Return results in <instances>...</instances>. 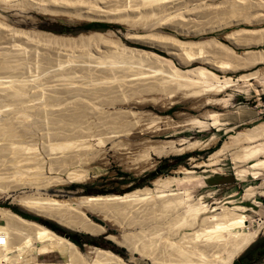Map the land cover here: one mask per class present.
I'll return each mask as SVG.
<instances>
[{
  "label": "bare ground",
  "instance_id": "1",
  "mask_svg": "<svg viewBox=\"0 0 264 264\" xmlns=\"http://www.w3.org/2000/svg\"><path fill=\"white\" fill-rule=\"evenodd\" d=\"M0 1L11 5L9 0ZM22 1L28 5L35 2L32 5L41 9L55 12L61 10L66 14L72 10L75 14L78 9L81 11L83 8L88 14L86 16L91 19L96 10L99 13H97L98 18L119 20L129 30L142 29L153 33L156 26L158 27L164 22L171 24V29L179 25H182L184 29V26H187L184 22H198L197 19H200L198 15H202L201 18L205 20L217 19L222 13L228 11L232 2L238 0H229L228 6L224 5L228 8L221 7L222 2L221 5L219 4L220 6H217L218 9L216 8L217 3L215 4L216 0ZM257 3H259L258 0L255 5ZM261 5L257 6L263 7V4ZM182 10H190V14L187 13V16L184 17L185 13L182 15ZM119 21L118 23H120ZM195 22L194 24H196ZM191 26L188 25L189 32H193L192 34L201 28L191 31V28H194L193 25ZM189 28L187 29L189 30ZM179 29L182 28L178 27L176 31ZM173 30L175 29L173 28ZM21 31L12 29L0 22V75L2 76L0 77V182H9L8 186L0 185V188L5 189V191L14 190L20 191V193L22 191L21 196H17L21 207L37 216L51 219L59 226H64L65 229L86 235L105 232L106 227L82 218L84 214L81 209L95 213L108 222L118 221L119 217H122L123 220L120 218V222H117L124 229L123 238L122 236L120 238L127 240L125 243L127 242L131 255L138 252L142 256H147L152 262L151 264H233L235 258L247 249L264 230V221H260L258 229L252 232L249 225L251 218L246 214L247 209L245 207L223 206V210L216 213L217 209L211 210V207L202 201L203 198L195 199L189 190L168 191L169 193H167L165 190L169 188L166 184L176 182V179L159 178L156 180L153 183L155 186L164 185V189L157 190V192L155 190L158 188H143L121 196L82 197L73 203L74 206L70 203L64 205L57 203L51 198L52 195L43 198V193L36 195L33 192L29 195L28 191L23 192V190L39 192V190L48 191L53 187L56 188L62 182V179L57 176L62 173L67 174L69 181L83 179L86 175L85 169H78L79 171H77V169L71 168L75 165L90 164L92 159L95 162L97 158L102 161L106 158L103 157L106 154L100 155V151H97L92 143L80 141L83 137L88 138L95 135L90 134L91 129V132L94 133L93 129L96 128L98 133L107 132V139L111 138V140L131 131L130 135L127 134L131 137L129 140L124 141L123 144L121 139L119 142L121 141L122 145L118 143V157L121 161L128 162L129 165H134L137 160L141 159L142 153V155L146 154L145 159L148 160L147 157L150 156V152L167 156L180 151L193 150L196 147L202 148L207 144L200 140L194 142L181 141L179 144L163 142L153 145L146 136L142 137L148 134L146 127L148 128L149 125L143 127L139 117L132 113V107L135 108L151 102L152 100L149 98L153 94L163 93L166 97L172 98L176 95H171L177 94V91H181L179 95L183 94V101L184 98L191 99L194 97L196 99L194 104L197 107H202L212 103L209 101H213L212 99L216 94L227 91L235 85L236 81L231 77L220 78L203 67L181 71L174 66L167 70L168 67L162 66L167 60L154 52L128 48L121 49V52L116 48L117 46L120 47V44L113 45L116 42H113L112 45L117 50L107 49L108 44H105L106 46L103 45L104 43L100 44L102 41L93 40L95 42H90L91 39L99 37L97 34H89L90 36L82 34L77 38H64L65 36L57 37L52 34V36L44 34L38 36L36 33L34 35ZM244 33L246 35L248 31ZM214 40H211L212 44L215 42L213 45L217 46L218 44V47H227ZM77 41L81 44L76 45ZM106 42L108 43V41ZM149 42L151 41L146 43ZM204 42L202 41V43ZM207 42L205 43L207 44ZM57 44L62 47L56 46ZM63 44L67 48H64ZM191 45L193 46V43ZM165 46L167 44L163 47L166 48ZM180 46L183 47L185 44H180ZM224 47L223 50H225ZM24 48H27L25 49L27 51L29 49L33 54L37 51L40 56L39 65L42 71L39 74L40 77L34 75L30 77L28 74L27 71L29 70L26 69L27 66L25 65L27 60H24L26 55H23ZM161 49H163L162 46ZM228 49L230 50V48ZM231 51L232 56H239L233 50ZM25 53L27 54L26 51ZM254 53L253 51L244 52L239 58L245 61L243 64H239V61L235 60L239 64L237 69L245 70L249 65L260 64L257 57L258 55L261 57L263 51L256 55L257 62ZM94 55L102 57L104 62L100 61L96 62L98 65L94 64V60H91ZM58 58L67 61L64 60L65 63L62 64L61 61L63 60L58 61ZM230 59L232 58L230 57ZM261 60L264 62V58H260ZM160 62L161 65H159ZM99 64L106 66L103 67L102 65L101 67ZM259 75L264 78V70L261 73L256 71L241 75L237 82L257 78ZM181 96L179 97L181 98ZM203 97L207 101L202 103ZM207 117L209 121L194 119L188 121L186 125L198 126L202 130H208L209 127L220 130L225 125L221 121L219 113L209 112ZM89 118L95 121L89 120ZM90 121H92L91 125L89 124ZM145 121L143 123L146 124ZM93 122H96L94 123L96 126L93 125L95 128H91ZM44 127L47 128V132L44 131L47 136L45 134L42 136L45 135L46 139L49 136L51 140L49 139V144L44 147L45 151L43 150L42 153L34 152L35 148L30 142H35L37 131ZM231 129L226 128V131ZM96 135L98 134L96 133ZM42 136L41 138H43ZM263 139L264 125L240 132L236 139L233 138L235 142L233 140L225 142L219 150L210 155L208 161H212L221 153L223 155L222 151L226 153V150H230L231 146L234 148L244 144L238 153H232L234 155L232 157L241 169L237 175L243 180L248 176L258 178L264 171ZM45 141L44 139L43 142ZM248 163L250 164L249 168H243ZM46 165L49 166L52 174H57L56 177H45L44 168ZM250 168L254 171L251 172ZM185 173L189 179L193 180L192 171L186 170ZM255 194L256 188L250 186L245 190L244 196L247 200H251ZM44 195L46 197V194ZM253 204L258 208L262 206L256 201H253ZM116 216H119L118 219ZM1 220L5 222V226L0 224V264H130L115 253L97 247H87L86 253L82 254L79 248L66 237L56 234L40 223L24 219L10 210L0 208ZM52 252L57 253L61 261L25 262L29 256L36 253L40 257ZM132 259L134 260L133 257Z\"/></svg>",
  "mask_w": 264,
  "mask_h": 264
},
{
  "label": "rangeland",
  "instance_id": "2",
  "mask_svg": "<svg viewBox=\"0 0 264 264\" xmlns=\"http://www.w3.org/2000/svg\"><path fill=\"white\" fill-rule=\"evenodd\" d=\"M9 1L8 2L11 5H7V2L5 4V2L3 3L0 1V22L8 27L10 26L12 29H15L17 31L22 30L21 32L28 34L36 33V35L38 36L39 34L50 35V36L53 35L57 37L65 36L64 38L66 37L77 38L82 34L88 36L92 34H97L100 37V38L98 37L99 40H97L98 38L91 39L92 41L90 40V42L92 43L95 42L93 40H96L98 42L102 41V43L100 44L104 43L103 44L104 46L108 44L106 46V48L109 46L107 49L109 48L110 50L118 49L121 52L125 48L142 49L149 51L151 53L154 52L155 54L157 55L159 54L160 57H163L165 58V60L168 61V62L164 61L165 65L164 64L162 65L164 66V68L168 67L166 68L167 70H169V68L174 66L175 68L181 71L191 70L197 67L200 68L203 67L204 69L213 72L220 78L231 77V79L236 81L235 85L227 89V91L219 92V94H216L214 96V99H212L213 101H209L212 103L206 104V106L203 105L202 107H197L196 104H194L196 100L194 97H192L191 99L184 98L183 101L182 98L183 94L181 93L182 95L181 96L179 95L180 94L179 92L181 91H177L176 92L177 94H172L171 96L176 95L177 97L181 96V98L180 97L177 98L176 96H173L171 98V97H166L165 95H163V93L162 94L156 93L155 95L153 94L152 96H150L149 99L152 100L151 102L139 105L135 108L132 107L131 109L132 113H135L136 116L139 117L143 127L145 128L146 126L149 125L148 128L146 127V132H148V134L143 135L142 137L146 136L147 139L153 143V145L162 144L163 142L164 143L175 142L174 144H179L181 141L194 142L196 140H200L205 142V144H207L202 148L196 147L195 149L193 148V150L190 149L191 151L190 150L180 151L175 154H171L167 156L158 155V154H154V152L153 153L150 152L149 154L150 156L147 157L148 160L145 159L146 157L145 153H144L145 156L142 155L143 153L142 154L140 153L143 157L140 155L141 159L137 160L136 163H134V165L131 164L129 165L128 162L125 163V161H121V159H119L118 143H120L121 141L122 143L124 141L126 142L127 139L129 140V138L131 137L128 135H130L131 131L129 132L126 129L129 133L126 131L127 132L126 134L121 133L123 134V136H119L120 138L117 137L111 140V138L107 139L108 138V135H106L107 132L101 131L102 133L101 132L98 133L99 131L96 132L97 131L96 128L93 129V131H95L94 133L91 132L92 131L91 129L90 134L93 133L95 135L94 136L91 135L93 136L91 137L89 134L90 137L88 138L83 137V139L82 138L81 139L84 141L82 140L80 141L86 143H92L94 148L97 149V151H100V155L106 154L105 156H103L106 157L103 161L97 158L95 162L92 159L93 162L91 161L90 164H85L87 168L85 167L84 164H83L84 167L83 165H77V166L75 165L74 167H72L71 169L74 170L77 169V171L82 169L83 170L85 169L86 171L85 173L86 175L83 179L74 180V181L73 180L69 181L66 173H62L58 176L57 174L56 175L52 174V172L49 170V166L46 165L44 168L45 177H50V176H55V177L57 176L58 178L60 177V179H62L60 185L56 186V188L53 187L48 191L39 190V192L37 191L35 192L27 189V190H23V192L28 191L27 193L29 195L33 192L36 193V195H38V193L40 194L43 193L42 194L43 198H48V196L52 195L51 198L55 202L60 203L62 205L70 203V205L74 206L73 203H75L78 198H82V197L102 196V195L121 196V195L129 194L137 189H143V188H152V189L158 188L155 190V192H157V190L159 191L164 189L163 188L164 185L155 186V184L153 183L156 180H158L159 178L160 179L170 178L171 180L173 178L174 180L176 179V182L166 184L167 187L169 188V189L166 188L168 190H165L167 191V193H169L168 191L179 192V191L189 190L195 199L203 198L202 201L205 204H207L209 207H211L210 208L211 210L217 209V211H215L216 213L221 212L223 210V206L245 207L247 209L246 214H248L251 218L249 224L251 231L254 232L256 229H258L257 227L259 226L260 221H264V194H261L264 192V171H262L263 174L260 175L258 178H254L253 176H248L247 178H245V180L241 179L237 175L238 171L241 169L239 168V164L238 163L236 164L234 157L232 156H234L233 154H236V152L238 153L240 147L244 144H241V146L239 145L238 147L235 146L234 148H232L233 146H231L229 148L230 150H226V153L222 151L223 155L220 152L221 153L220 156L217 155V157L213 158L212 161H208V160L210 155L213 154L215 151L219 150L225 142H229V140L232 141L233 138L236 139L238 133L243 131H248L260 125H264V86H263L264 78H262L261 75H259L257 76V78L255 77L249 80L247 79V81L240 80L237 82L238 78L241 75L251 74L256 71H260L261 73L264 70V62L262 60L260 61V58H264L262 57L264 56L263 54L264 53V0H258L259 3H257L256 5L255 3L257 2V0H255V2L254 0L234 1L231 3V7L228 9L227 12L222 13L219 16V18L216 17L218 20L215 18H212L210 20L207 19L205 20L204 18L203 19L201 18L202 15L201 16L198 15L200 19L197 20L199 21L198 22L194 21L198 25L194 24L193 21L189 23L184 22V24H187V26H184L183 29L182 25L179 26L175 25L178 26L179 28H182L176 31L178 27H173L175 29L173 30V28L171 29L172 26L171 24L169 25V23L166 24V22H164L165 25L167 26L163 25L164 23L163 24L161 23L159 25L161 27L156 26V29L154 30L155 32L153 31V33L143 31L142 29L129 30L126 27V25L119 20L118 21L120 23H118L117 20L115 21L113 19L98 18L97 15L99 13L96 12V10L95 13L93 12V17L91 19L86 16L87 13L86 11H84L83 8L81 11H79L78 9V11L75 12V14L73 13L74 12L73 10L70 11V13L68 12L66 14V12L64 13L61 10L60 12L58 10L57 12H55L45 9L46 11H50L47 13L43 8L41 9L38 6L36 7L32 5L35 4V2L32 3L31 5H28V3L26 4L22 0H18V1L9 0ZM228 1L229 0L226 1L216 0L215 1V4L217 3L216 8L219 4L221 5L222 2L223 4L221 5V7H224V5L228 6L227 4ZM16 2H18L19 4H17ZM260 3L263 4V7L257 6V5H261ZM13 4H17V5H13ZM224 8H228V7H224ZM92 11H94V9H92ZM185 11L186 10H182V15L184 13L186 14V15L184 14V17L187 16V13L190 14L189 13L190 10H187L188 12ZM203 20L205 22H202ZM91 23H95L96 26L89 28L86 27L88 24ZM188 25L190 27H192L191 25L194 26V28H191V31L192 29L195 30L197 28L198 29L200 27L201 28L199 29L198 32L196 31L194 34H192L193 32L191 33L189 32L190 28L188 27ZM187 28H189V30ZM240 30L243 31L245 30L244 32L248 31V33L244 35L245 33ZM180 32L182 33V35H180L181 34ZM230 33L234 35L232 36ZM210 39L212 41L215 39L214 41L224 44L225 46L230 48V50L227 47L223 46L224 49L226 50L225 51L222 49L223 48L222 46H221L222 48L220 46L219 48L218 44L217 46L213 45L215 42L212 44ZM109 40H111L110 43ZM149 40L152 42V43L149 42L151 44L146 43ZM106 41H108V43ZM202 41L205 42L208 41V42L206 44L205 42L202 43ZM113 42H116V44H113ZM153 42H155L154 44L156 46L153 44ZM191 42L193 43V46L191 45L192 44ZM117 43L118 45L120 44L122 48H120L121 46L120 47L117 46L116 49L113 46V45L116 46ZM77 44L80 45L81 43L78 42L76 43V45ZM166 44H167V46H165L166 48L169 46L167 48V51H165L166 48L163 47ZM180 44L183 45L185 44V46L182 47L180 46ZM160 45L164 50L161 49ZM56 46H58V44ZM159 46L160 49H158ZM64 48H67V46H65ZM25 49L27 48H24V50ZM231 50L236 52V54H238L239 56L238 57H236L235 55L232 56L233 53ZM25 51L27 52V54L25 53ZM25 51H24L25 54L23 53V55H26L24 56V60H27V62L25 61L26 62L25 65L27 66V68L26 67L25 68L30 72L27 70L26 71L28 72L30 77H32V75H34L35 77L36 76L40 77L41 75L39 74L40 72H42L40 68L41 66L39 65L40 56L38 55L37 51L34 52V54L29 49L28 51L27 50ZM29 51L31 52V54ZM222 51L227 52L228 54ZM246 51L255 52L254 53L255 58L256 55H258L260 52L262 53L263 51L262 54L260 53L261 57H259V55L257 57L259 58L258 62H260V64L254 66L249 65L248 68L245 70L237 69L239 64H243L245 62L243 59H239V58H241L242 54ZM256 52L258 53L256 54ZM92 57L91 60L92 61L94 60L93 61L95 62L94 64H97L96 62H100V61L104 62L103 61L104 59H102V57L100 56L94 55ZM230 57L232 59H230ZM257 58H256V62H257ZM61 59L63 60V58ZM61 59L58 58V61H60ZM64 60L65 62L67 61L66 59ZM64 60L61 61L62 64L65 63ZM235 60L237 62L239 61L238 62L239 64H237ZM186 62H188L187 65ZM27 63L29 64L27 65ZM102 65L104 67L105 64ZM102 65L100 66L102 67ZM159 65H161V62ZM0 77L2 76L0 75ZM203 98L201 99L202 103L203 101H207L205 100V98L204 99ZM125 110L128 111V109ZM209 112H216L220 114V119L225 124L223 127H221L220 130L216 129L215 127L214 128L209 127L208 130L207 129L202 130L198 126L194 127L193 125L192 126L186 125L188 124V121L194 119L209 121L207 117ZM146 117L149 118L145 119ZM141 118L145 119L146 121ZM89 120L93 121L94 119L89 118ZM92 121H90L89 123L90 125ZM144 121L146 122V124L143 123ZM94 123L96 122H93L91 128H95L94 126L96 125ZM226 128H232V129L226 131ZM46 130L47 128L45 127L43 129H39L36 133L37 136L34 139L35 142L34 141L30 142V144L33 145V148H35V150H33L34 152L38 151L39 153H42L43 150L45 149L44 147H46V145L49 144L50 138L48 136L46 139L45 137L46 133H44V131ZM123 131H125V129H123ZM96 133L98 135H96ZM42 134L45 135L42 136ZM41 136L43 138H41ZM37 138H39L40 140ZM44 139L46 140L45 142H43ZM119 140L121 141L119 142ZM233 141L235 142V140ZM122 143H120V145H122ZM185 155H189L190 157L186 158L185 160H183L182 162L178 163V165L175 166L176 161L174 157H181ZM249 166L250 164L248 163L243 168L248 169ZM158 168H161V171H159V173H157L156 175H152V173L158 170ZM186 170L193 172L192 174L193 180L187 177L188 175L185 173ZM249 170L251 172L254 171L251 168ZM7 182L8 181L4 183V181L3 182L1 181L0 185H4L6 187L9 184V182L8 183ZM250 186L256 188V194L255 197H253V199L247 200L244 194H245V190ZM21 193L20 191H14V190L5 191V189L0 188V208L5 210H10L24 219L35 221L37 223L46 226L47 228L49 227L45 223L57 224L55 221L51 219L39 215L37 216L36 214L21 207L18 202L19 198L17 197V196H21ZM44 194H46V197ZM253 201H256L260 206L261 205L262 206L259 208L256 207L253 204ZM81 212L84 214L82 218H84L85 220L89 219L94 224H98L103 227H106L105 232L102 233L98 232L95 233L94 235H86L80 232L76 233L82 235L87 239L93 238L95 244H88L83 241H79L77 242L78 243L77 244L70 237H68V240L73 242L79 248V251L82 254L86 253L87 247H97L115 253L116 255L122 257L125 261H128V263L130 264L152 263L150 262L149 257L147 258V256H142L138 252H135V254L133 255L130 254L128 250L127 242L125 243V241L127 240L122 239L124 229H122L120 223L119 224L117 223L118 221L120 222V220H123L122 217L116 216V219H118V217L119 219L120 218L121 219L120 220L118 219V221L108 222L95 213L87 212L84 211L83 209H81ZM0 224H2V226H5V222L3 220L0 221ZM62 228L65 229L64 226H62ZM54 232L64 238L66 237L65 235L57 231ZM121 236L122 238H120ZM116 241L118 242V244L120 243L121 245L120 244L118 245ZM262 245H264V230L261 231L257 239L247 249H245L240 255H238L235 258L234 262L236 261L238 264L240 263L242 264L241 259L243 258L247 259L254 251V249ZM132 257L134 258V260L132 259ZM38 260L61 261L59 255L55 252H52L50 254L40 257H38L36 253L34 255L29 256L25 262L37 263ZM250 264H264V257L261 258L260 260L254 262L252 261Z\"/></svg>",
  "mask_w": 264,
  "mask_h": 264
},
{
  "label": "trees",
  "instance_id": "3",
  "mask_svg": "<svg viewBox=\"0 0 264 264\" xmlns=\"http://www.w3.org/2000/svg\"><path fill=\"white\" fill-rule=\"evenodd\" d=\"M96 24L95 23H91L88 24L86 27H95ZM104 26V25H102ZM189 155H185V156H181V157H174L175 161H176V165H178V163L182 162L183 160H185L186 158H189ZM159 171H161V168H158V170H156L154 173H152V175H156L157 173H159ZM35 219V218H33ZM37 219V218H36ZM51 230L53 231H57L65 236L70 237L75 243L79 242V241H83L85 243L88 244H95L94 239H87L85 237H83L82 235L76 234L74 232L68 231L66 229H63L62 227H60L59 225L55 224V223H45ZM78 244V243H77ZM264 257V245L254 249V251L251 253V255L247 258V259H241L242 264H250L252 261H257L260 260L261 258ZM233 264H238L236 261ZM241 264V263H240Z\"/></svg>",
  "mask_w": 264,
  "mask_h": 264
},
{
  "label": "water",
  "instance_id": "4",
  "mask_svg": "<svg viewBox=\"0 0 264 264\" xmlns=\"http://www.w3.org/2000/svg\"><path fill=\"white\" fill-rule=\"evenodd\" d=\"M66 230H68V231H71V232L78 233V232H76V231H73V230H70V229H66ZM66 238L68 239V236H66Z\"/></svg>",
  "mask_w": 264,
  "mask_h": 264
}]
</instances>
